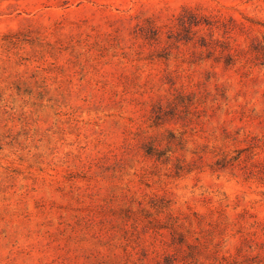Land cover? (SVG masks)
I'll list each match as a JSON object with an SVG mask.
<instances>
[{
    "label": "rangeland",
    "instance_id": "obj_1",
    "mask_svg": "<svg viewBox=\"0 0 264 264\" xmlns=\"http://www.w3.org/2000/svg\"><path fill=\"white\" fill-rule=\"evenodd\" d=\"M186 253L264 264V0H0V264Z\"/></svg>",
    "mask_w": 264,
    "mask_h": 264
},
{
    "label": "trees",
    "instance_id": "obj_2",
    "mask_svg": "<svg viewBox=\"0 0 264 264\" xmlns=\"http://www.w3.org/2000/svg\"><path fill=\"white\" fill-rule=\"evenodd\" d=\"M252 149H253V147H252ZM243 153H244V151H242V150L238 151L237 152V156L233 157L230 161L228 160L227 157H225V159H224L225 163H223L225 165H223V166H226L230 162H236V161L241 160L242 156H243L242 155ZM149 154L152 155V156H157L159 159H162V158H164L166 156L164 153H160L159 154V153H155L154 151H150ZM254 155H255L254 151H251L249 157H253ZM182 242H185V241L183 240ZM189 248L192 249V248H194V246L190 245ZM189 256H191L190 253H186L184 258L182 260H179V258H177L175 254H170V255L165 256L162 261L158 262V264H184L182 262H185V259L188 258Z\"/></svg>",
    "mask_w": 264,
    "mask_h": 264
}]
</instances>
